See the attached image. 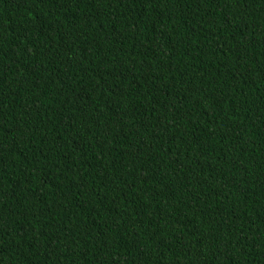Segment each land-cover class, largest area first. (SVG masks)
<instances>
[{"label": "trees", "instance_id": "1", "mask_svg": "<svg viewBox=\"0 0 264 264\" xmlns=\"http://www.w3.org/2000/svg\"><path fill=\"white\" fill-rule=\"evenodd\" d=\"M0 264H264V0H0Z\"/></svg>", "mask_w": 264, "mask_h": 264}]
</instances>
